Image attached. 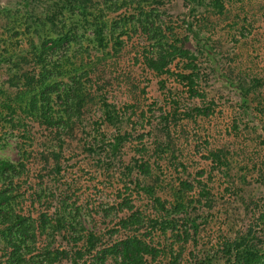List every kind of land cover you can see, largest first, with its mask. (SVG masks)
<instances>
[{
	"label": "trees",
	"instance_id": "1",
	"mask_svg": "<svg viewBox=\"0 0 264 264\" xmlns=\"http://www.w3.org/2000/svg\"><path fill=\"white\" fill-rule=\"evenodd\" d=\"M119 1L105 0V4L116 8ZM194 2L205 6L204 13L212 17H231L233 29L246 23L249 14L243 6L238 7L239 0H211L209 5H204L205 0ZM80 4L78 8L85 11V5ZM142 10L143 7L139 17L145 16L144 20L121 19L126 30L121 33L105 34L103 28L107 22L98 18L94 29L98 51L94 56L89 50L80 52L78 65L67 64L70 58L60 55L63 44L73 45V31L81 23L76 20V28L62 33L59 39L33 44L28 69L22 71L16 82L0 87V130L9 128L16 134L18 151L14 162L0 159V264H264V219L256 223L252 213V223L234 238L220 231L221 242L214 249L208 239L202 243L203 228L212 219L208 220V211L196 209L199 199L191 208L183 201L185 195H180L181 189L170 193L157 188L156 183L147 184L148 180H155L153 158L158 155V141L149 153L133 152L132 162L121 171L132 190L126 187L117 190L112 208L104 210L87 201L84 206H88V217H82V206L71 186L60 187L59 178L67 168H76L73 162L78 155H92L101 150L103 153L98 157L105 154L113 163L118 161L117 154L125 144L135 139L144 141L142 132V135L137 132V137L134 134L136 128H142L145 116L136 115L137 110H131L132 106H120L116 97L106 99L115 75L113 67L119 66V55L132 35L156 43L154 52L142 55L144 69L157 75L166 74L170 58L177 55L182 61H191L185 70H192L194 58L182 49L166 22L153 24V19ZM196 10L197 6L191 3L185 15L188 35L200 41L213 61H218L216 54L220 52L211 51L214 45L204 36L213 24ZM78 71L90 79L96 73L95 84L90 85L92 92H87L80 80L66 88L65 77H74ZM179 77L182 82L193 84V75L179 74ZM238 88L249 103L252 84L244 91L241 86ZM90 104L103 109L100 117L91 114ZM255 106L264 125V98ZM174 115L164 113L161 124L168 128ZM105 127L116 132L107 143ZM79 149L83 152L75 154ZM211 155L219 158L214 153Z\"/></svg>",
	"mask_w": 264,
	"mask_h": 264
},
{
	"label": "rangeland",
	"instance_id": "2",
	"mask_svg": "<svg viewBox=\"0 0 264 264\" xmlns=\"http://www.w3.org/2000/svg\"><path fill=\"white\" fill-rule=\"evenodd\" d=\"M210 1L205 0L204 5ZM239 1L238 7L243 6L249 14L246 23L233 29L231 17L205 14L206 7L198 6L194 0H120L116 8L105 4V0H0V87L3 88L9 82H16L22 71L28 69L33 44L38 41L59 39L62 33L76 28L74 22L80 20L77 31H73V45L63 44L60 48V55L70 58L67 64L78 65L80 52L89 50L94 56L98 51L94 43L98 18L107 22L103 28L105 34L121 33L126 31L121 25L122 18L144 20L145 16L139 17L141 7L153 24L164 20L182 49L194 58L192 70H185L191 61H182L174 55L168 72L157 75L142 64V55L154 52L156 43L132 35L119 55V66L113 67L115 75L106 99L116 97L120 106H132L131 110H137L136 115L145 116L142 128H136L134 134L137 137V132L140 135L142 132L144 141L135 139L125 144L117 154L118 161L113 163L105 154L98 157L101 150H96L92 155H78L73 162L76 168H67L59 184L63 188L71 186L82 206V217H88V206H84L87 201L106 210L115 204L113 194L117 190L123 191L124 187L132 190L123 169L132 162L133 152L149 153L158 141V155L153 158L155 180H148L147 184L156 183L157 188L170 193L181 189L180 195H185L183 201L191 208L200 200L196 209L208 211L207 218L212 219L203 228V244L209 240V245L217 249V243L221 242L219 235H223L220 231L231 238L240 235L252 223V213L256 223L264 219V125L254 108L264 98V0ZM80 3L85 5V11L78 8ZM191 3L213 24L204 36L214 45L213 48L208 45L211 51L220 52L216 54L218 61H213L200 41L188 35L185 15ZM133 48L138 49V54ZM73 55L77 58H72ZM179 74L193 75V84L182 82ZM95 75L90 79L78 71L63 82L68 89L80 80L86 91L92 92L90 85L95 84ZM250 84L253 88L248 103L238 86L244 91ZM90 106L91 114L100 117L103 109L99 105ZM197 108L199 112L193 111ZM166 112L175 114L168 128L160 121ZM135 123L139 124L137 120ZM104 130L107 143L116 132L111 127ZM16 143V134L9 128L0 130V159L16 161ZM82 152L79 149L75 154ZM211 153L219 158L215 159ZM199 193L205 198L196 197Z\"/></svg>",
	"mask_w": 264,
	"mask_h": 264
}]
</instances>
